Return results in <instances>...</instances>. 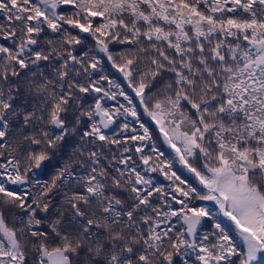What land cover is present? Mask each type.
I'll return each instance as SVG.
<instances>
[{
    "label": "snow or ice",
    "instance_id": "6c2138e0",
    "mask_svg": "<svg viewBox=\"0 0 264 264\" xmlns=\"http://www.w3.org/2000/svg\"><path fill=\"white\" fill-rule=\"evenodd\" d=\"M0 264H264V0H0Z\"/></svg>",
    "mask_w": 264,
    "mask_h": 264
},
{
    "label": "trees",
    "instance_id": "16d2710c",
    "mask_svg": "<svg viewBox=\"0 0 264 264\" xmlns=\"http://www.w3.org/2000/svg\"><path fill=\"white\" fill-rule=\"evenodd\" d=\"M109 71H113V70H111L110 68H109ZM113 74H114V76H115V78H117L118 80H121V82L123 83V86L125 87V88H127V85H126V83H124L123 81H122V78L119 76V74L118 73H114L113 72ZM130 91V90H129ZM133 96H134V94H132ZM122 99V98H121ZM109 103H111V102H109ZM142 111V110H141ZM145 120H146V122L148 123V125H149V127H152V128H154V126L151 124V122L150 121H147V118L145 117L144 118ZM164 151L165 152H169L170 150L169 149H167V147H164ZM54 170V169H53ZM52 170V171H53ZM177 170L180 172V174L182 175V176H185V177H187L189 180H193V178L190 176V174L189 173H187L184 169H182V168H180L179 166H177ZM52 171H50V172H48L47 174H41L40 175V179H49L50 178V175L52 174ZM158 179L159 180H162L163 178L162 177H158ZM193 182H194V180H193ZM205 206L206 207H208V208H210L214 213L216 212V207H215V205H214V203H212V202H205ZM218 219H220V221L224 224V226L229 230V231H231L232 230V225H231V223L229 222V221H227L225 218H223V217H219Z\"/></svg>",
    "mask_w": 264,
    "mask_h": 264
},
{
    "label": "flooded vegetation",
    "instance_id": "af4514ba",
    "mask_svg": "<svg viewBox=\"0 0 264 264\" xmlns=\"http://www.w3.org/2000/svg\"><path fill=\"white\" fill-rule=\"evenodd\" d=\"M54 171V170H53Z\"/></svg>",
    "mask_w": 264,
    "mask_h": 264
}]
</instances>
